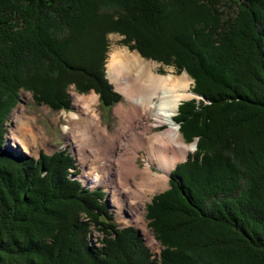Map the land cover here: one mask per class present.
<instances>
[{
    "label": "trees",
    "instance_id": "1",
    "mask_svg": "<svg viewBox=\"0 0 264 264\" xmlns=\"http://www.w3.org/2000/svg\"><path fill=\"white\" fill-rule=\"evenodd\" d=\"M110 33L201 97L173 117L195 151L146 205L158 254L75 178L66 149L4 145L20 90L54 111L69 85L120 100L104 76ZM0 264H264V0H0Z\"/></svg>",
    "mask_w": 264,
    "mask_h": 264
},
{
    "label": "bare ground",
    "instance_id": "2",
    "mask_svg": "<svg viewBox=\"0 0 264 264\" xmlns=\"http://www.w3.org/2000/svg\"><path fill=\"white\" fill-rule=\"evenodd\" d=\"M107 56V78L127 101V105L114 109L119 118L117 129L109 132L101 124L95 111L97 95L92 93L83 97L84 101H76L79 111L63 113V130L70 133L82 161H87L90 152L95 168L100 165L99 169L105 172L113 166L116 170L113 175L90 171L84 174L86 180L110 188L114 201H124L134 209L132 219L144 225L145 201L167 185L170 170L194 147V143L182 140L173 120L181 101L194 95L189 91L190 78L185 72L160 74L156 71L158 65L136 50L117 48ZM17 124L18 140L27 149L28 138L37 136L36 128L22 115L17 117ZM158 126L162 129L151 134V127ZM139 150L144 151L143 167L136 163ZM152 165L157 171L151 169ZM121 208L120 205L118 211Z\"/></svg>",
    "mask_w": 264,
    "mask_h": 264
},
{
    "label": "rangeland",
    "instance_id": "3",
    "mask_svg": "<svg viewBox=\"0 0 264 264\" xmlns=\"http://www.w3.org/2000/svg\"><path fill=\"white\" fill-rule=\"evenodd\" d=\"M122 38H123V36L119 35L118 33H110L107 35L108 47H107V52L105 55L106 59H105L104 68H103L104 69V76L107 79L108 83L112 86V90H114L115 93L119 94L118 96H120V100L118 102L114 103L113 105H111L109 107L102 106V105H100V102L98 99V94L94 90H90L86 93H78L76 91L74 85H69L66 89V93H67L68 100L70 103L68 110L54 111V110H51L46 105L36 104L29 91L20 90L19 91V100H18L17 104L11 109V111L7 117V120L4 124V126H5L4 127L5 128L4 145L6 148H12L17 153H23V154L25 153V154H29V155L34 156V157H38L40 152H44L46 154H51L54 151L66 149L71 154V156L74 158L73 161H75V164H76L77 169H78V171H77L78 174L75 177L84 185V187L90 188V189L101 188L103 190L104 198H103L102 202H104L108 206L110 212L113 215L114 222L119 227L132 226L137 231V233L140 235V237L142 238L144 245L153 254H158L161 250V247L159 245V242H157L155 240L153 233L148 226V220L146 219V216H145L146 215V205L151 202V199L154 195L159 194L168 188L169 174L167 177V185L165 187L159 189L158 191H155L151 195V197L145 201V204L143 207V212H142V216L144 218L145 224L142 225L138 222H135L132 219V211H134V209L132 210V208L129 205H127L124 201H122L121 199H120V202L114 201V197L112 196L113 194H112V191H110V188L103 186L102 183L97 184V185H92L84 177V174H87V172H90V171H94V173L100 174V175H105V172L108 173V174L106 173L107 175H113L114 172L116 174V170L113 168V166H112L111 170L107 169V170H105V172L102 171L101 169H99L100 165H98L99 166L98 168H95L93 161L92 162L90 161V160H94L95 158H94V155H92L90 152H87V156H88L87 161L86 160L82 161V159H80V155L77 154L75 151V149H76V148H74L75 144L72 143V138H71L70 133L66 132V131L64 132V130H63V125L66 124V121L64 120V117H63V113L64 112H70V111H73V112L79 111L80 110V108H78L79 106H76L79 102L76 104V101L77 100L78 101H84L82 98L85 96H88V94H92V93L97 95V103L95 104V111H96V114L100 118L101 124L103 126L107 127V130L109 132H114L117 129V127L119 125V122H118L119 118L115 114L114 109H115V107H117L120 104L127 105V101L124 98V95L120 91H118L114 87V85L109 81V79L107 78V73H106L105 68H106V61L108 58L107 55L109 54V52L111 50L117 49V48H122V47L127 48V46L125 44L121 43ZM131 51H133V50H131ZM147 60H150V59H147ZM151 61H153V60H151ZM153 62H155L158 65L156 71L160 74L171 73V74H175V75H180V74H182V72H184V71H181L179 73H176L173 66L164 65V64L158 63L156 61H153ZM188 77H189V75H188ZM192 85H193V81L190 78L189 91H191ZM193 95L194 96H192L188 99L198 97L194 93H193ZM185 100H187V99H184L182 101H185ZM21 115L26 116L28 118L29 123L33 127L36 128L35 130L37 132V136L35 139L28 138L27 149H24L23 145L19 142L20 139H19V136H18L17 130H16V128L18 126L17 117H19ZM176 125L178 127L177 123H176ZM139 126L142 129L141 123ZM161 129H162V126L151 127L150 133L151 134L156 133V132L160 131ZM182 140L187 144L193 143V142H186L183 138H182ZM194 151H195V147H193L192 151H190L188 154H191ZM187 155L185 156V158L180 160V162L185 161V159L187 158ZM143 157H144V151L139 150L137 158H136V163L138 164V166H141V167L144 166L145 160ZM180 162L178 161L177 163L180 164ZM177 163H175V165ZM151 169L157 171V169L153 165L151 166ZM71 171L72 170H70V172ZM171 171H172V169L170 170V172ZM120 205L122 206V208L120 209V211H118V207H120ZM92 226L93 225H91L89 227L90 231H89V235H87L88 243H89V245L93 246L94 248H98L100 246V243L98 242V239H97L99 233L97 231H95L94 228H92Z\"/></svg>",
    "mask_w": 264,
    "mask_h": 264
},
{
    "label": "water",
    "instance_id": "4",
    "mask_svg": "<svg viewBox=\"0 0 264 264\" xmlns=\"http://www.w3.org/2000/svg\"><path fill=\"white\" fill-rule=\"evenodd\" d=\"M194 147H195V142H194Z\"/></svg>",
    "mask_w": 264,
    "mask_h": 264
}]
</instances>
